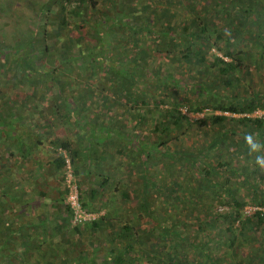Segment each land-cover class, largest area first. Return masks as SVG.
Returning a JSON list of instances; mask_svg holds the SVG:
<instances>
[{
	"label": "trees",
	"instance_id": "trees-1",
	"mask_svg": "<svg viewBox=\"0 0 264 264\" xmlns=\"http://www.w3.org/2000/svg\"><path fill=\"white\" fill-rule=\"evenodd\" d=\"M116 1L44 0L18 35L11 32L21 24L5 31L0 9V264H264V214L241 212L248 203L264 205V118L250 115L264 111L254 80L255 63L264 65V0H137L125 8ZM174 2L181 7L171 10ZM162 55L197 67L166 74ZM152 56L157 64L147 62ZM102 66L103 81L94 82ZM117 94L131 109L154 101L155 139L135 132L141 114L137 123L83 114L95 99L103 114L113 110ZM181 107L206 112L190 121ZM35 113L39 122L30 118ZM53 123L83 130L86 146L70 148ZM198 127L203 146H170ZM46 142L69 151L82 205L104 209L97 219L70 225L65 186L55 197L44 189L47 175L61 181L65 169L61 153L44 159L52 152ZM18 160L29 174L22 188ZM166 161L188 168L196 187L167 171ZM31 182L41 186L36 199ZM221 204L230 207L213 211ZM173 205L180 210L171 212Z\"/></svg>",
	"mask_w": 264,
	"mask_h": 264
},
{
	"label": "rangeland",
	"instance_id": "rangeland-1",
	"mask_svg": "<svg viewBox=\"0 0 264 264\" xmlns=\"http://www.w3.org/2000/svg\"><path fill=\"white\" fill-rule=\"evenodd\" d=\"M42 1H44V0H0V4H2V3L4 4V6L0 7V9L2 10L1 19L3 20V24L2 25H3L4 30L6 31L7 29L12 28L14 22H16V23L19 22L21 24V26L16 31L11 32V34L15 33V35H18L20 30H24L27 27H29L30 22H31V17L33 16V14L36 15V11L35 10L37 8V4L42 2ZM122 1L123 0H117L116 2H122ZM134 1H137V0H125V2H124L125 5H121V6H122V8H125V7H127L126 4H128V2H134ZM33 5H34V7H33ZM172 6H171V10L172 9L175 10L174 8L179 9L181 7L180 3H177V2H174L172 4ZM53 16H54V14H53ZM74 20L75 19H72L71 22H74ZM144 21H145V19H141L140 23H142ZM179 21H181V19H179ZM40 22H41V20H40ZM49 22H51V20ZM160 28H161V25H157V26H155L154 29H155V31H159ZM27 31L29 32L28 29H27ZM140 34H141V36H143V34H146V33L142 32ZM144 36H146V35H144ZM5 37H7V40H11L13 38V36H9L6 32H5ZM34 37H35V39H38V35L34 36ZM47 39H48V37L44 40V42L42 44H44ZM124 44H126V46H127L128 42H124ZM210 51L214 52L215 54H217L219 56L221 55L220 52L216 51L215 48H212ZM154 60H155V57L152 56V58H148L147 59V62L149 61V63H151V62H154ZM159 61L163 62L164 72L166 74L167 73L171 74L172 70H176L177 71V70L181 69L182 71H186V70H190V69L192 70L195 67H197L195 64H192V63H185V62L181 63V62H179L177 60H175V61L170 60L169 58H166L163 55L160 57ZM154 64H157V62L156 63L154 62ZM255 64L257 65V69L256 70L259 71L254 76V80H256L255 89L264 90V83L261 81V80H264V65H262L261 61H258ZM249 68L251 69V68H254V67H253V65H251V66L249 65L248 69ZM147 70H149V72L151 73L153 68H147ZM95 71H97L100 75H96L94 77V82H102L103 79H101V78L103 76V73H102L103 66L102 67H97V69ZM76 73H78V70H74V76H75ZM86 73H87V71L85 70L84 74H86ZM69 75H73V74L72 73H68V76ZM149 78H151V83L155 82V78L153 80L151 75H150ZM247 80H248V78H247ZM103 85H105V83ZM135 86L137 87V85H135ZM72 88L74 90L76 88V85H73ZM105 88L107 89V95L111 96L110 94H111L112 90H114V87L109 85V84H107ZM139 89L141 91H143L142 89H144V88L143 87H139ZM22 91L26 92L27 91V87L22 88ZM149 93L151 95H153L155 93V91L154 90H150ZM220 93H221V96L225 95V92H223V91H219V94ZM116 96L113 95L112 97H110V102L114 106L113 110H107L108 112L103 114V112L105 111L104 107L99 105L100 104L99 99H95V100H93L92 102H90L88 104L89 107L87 106V108H86V110H85V112L83 114L86 117H91V116H94V114L98 113L99 116H100V119L102 121H104V122H106L111 117H114V116H116L118 114H121V115H118V117L120 119H123V117H125V119H128L131 123H137L138 122V114H141L143 116V118L141 120V123L138 126V130H135V132L140 137H141V135L143 136V133L147 134L146 137L148 138V140L155 139L157 134L152 129V124H153V121H154V114L155 113L150 112L151 110H153L154 106H156L154 101L151 98L150 99L147 98L145 100L146 103L144 105L143 104L141 105L139 102H137V106L133 107L131 109V107H130L131 103L126 104V101H125L124 97L121 94H117ZM47 100H49V99L48 98H44V101H47ZM32 102L37 103V102H39V99L38 98H33ZM115 102H116V104H115ZM93 103L94 104L98 103L97 107L93 106ZM79 106L81 107V105H79ZM159 107L160 108H164V105L160 103ZM129 110H131V111L129 112ZM181 111H182V113L186 114L189 117L190 121L194 120V119H196L198 117H201L203 115V113L206 112V111L195 112V113L188 112L183 107H181ZM128 112H129V114H128ZM215 113L216 114H220L221 112L219 110H217V111H215ZM222 114H225L226 116H233L235 118L238 116L237 114H231V113L226 112V111H224ZM30 118L33 121H35V122H39L41 120V116L38 113L31 114ZM64 119H66V118H64ZM68 119L69 120H73L72 118H68ZM54 122H56V121H54ZM226 125H227V127H230L232 125V121L228 122ZM68 127H69V124H67V126H66L65 123H62V124L53 123V125L50 127V130H54L55 129L56 132H55L54 135L57 136L58 138L69 140L70 143H71L70 148L77 149V150L79 148H81V146H82V148H84L86 146L87 141L84 138L80 137L84 133L83 130H79L75 126H72V127H69V128ZM47 131L50 132L49 129ZM208 132H210V129L208 130ZM203 136L204 135L202 134L201 128H199V127L196 128L194 131H190V130L187 129L186 131H184L183 134H180V133L177 134V139L176 140L175 139L170 140L169 144H170L171 147H174V146L179 145V143H181L182 140H185L186 143H189L191 148L197 149V148H199V147L204 145V144H202ZM135 142L138 144V139ZM44 146H46V147H48L50 149L52 148L51 149L52 152L46 153L44 155V159H46V157L57 156V154L59 152H62V150H63L62 148L56 149L55 147H52L47 142L44 143ZM65 151H66V154H67V156H68V158L70 160L69 151L68 150H65ZM74 158H75L74 159L75 162H79L80 161V162L83 163V157L82 156H81V158H77V157H74ZM173 162L166 161L165 165L167 166L166 167L167 171L171 172V168L170 167H173L175 169L176 175H178L180 177L182 176V178L184 179V183L186 185L189 186V184H193L194 180L193 179L191 180L192 175H191V172L188 170V168L179 169L177 164H175ZM18 165H19V168H20L19 175H20V178H21V184H19L20 185L19 188L20 187L22 188L24 185L27 184L29 179H27L26 176L29 175V174H28L27 170L24 168V163L20 164V160H18ZM70 169L72 170L71 162H70ZM149 169L153 170L150 165H149ZM65 173H66V167L64 169V178L61 181L60 180L58 181V179H56L53 175H47L46 178L48 179V184H49L50 188L47 187V188H44V189L48 192L49 196H53V197L57 196V189L61 190L62 189V185H64L65 188H66V185H65ZM72 174H73V172H72ZM9 177L10 176H7V179ZM73 178L75 179V182L77 183V178L75 177L74 174H73ZM134 178H135L134 181L136 182L137 185H140L142 183L141 179L139 180L137 175L134 176ZM10 179H11V177H10ZM161 179L163 180V177ZM36 181L41 184V181H40L39 178H36ZM164 181L167 182V180H164ZM33 182H35V181H33ZM33 182H31L30 185L28 186V188H30L31 191H32L31 193H29V196H31L32 199H36V196L34 195L33 191L41 188V186L38 183H36L34 185V187H32L31 185L33 184ZM193 186L196 187V184H193ZM77 187H78V190H79L80 186H79L78 183H77ZM242 189H243V192L248 190L245 187L242 188ZM237 196L238 197L239 196L243 197V199L245 197V195L242 193V191H241V193H238ZM195 197H196V195L189 196V199L191 201H193V199ZM203 199H204V197H203ZM205 202L206 201L202 202V206L205 204ZM174 203H176V202H173L172 204H174ZM255 205L264 206V205H259V204H251V203L249 204L248 203V204L244 205L241 208V212L242 213L244 212V208L245 207H247V206H255ZM229 207H230V205L227 206V205L221 204V205L215 206L213 211L215 210L218 213L226 212L229 209ZM168 209L171 210V212L180 210V209H177L176 207H174V205L173 206H169ZM250 216H251V214L248 216V215H244V213H243V217H250ZM185 226H186V228H185V232L183 234L187 235L189 238H192L194 236V231L191 229V227L189 225H185ZM201 230H204V227H202Z\"/></svg>",
	"mask_w": 264,
	"mask_h": 264
},
{
	"label": "built area",
	"instance_id": "built-area-1",
	"mask_svg": "<svg viewBox=\"0 0 264 264\" xmlns=\"http://www.w3.org/2000/svg\"><path fill=\"white\" fill-rule=\"evenodd\" d=\"M250 115L252 116H263L264 118V111L261 110H254ZM65 157V185H66V196L65 202L68 204L70 208V224L71 225H80L86 222L93 221L97 219L100 215L104 213L102 208H94L89 210L82 205V202L79 197V190L77 187V183L73 178L72 170L70 169V160L66 154V151L63 149L62 152ZM254 212H259L260 214H264V206H247L244 208V215H250Z\"/></svg>",
	"mask_w": 264,
	"mask_h": 264
},
{
	"label": "clouds",
	"instance_id": "clouds-1",
	"mask_svg": "<svg viewBox=\"0 0 264 264\" xmlns=\"http://www.w3.org/2000/svg\"><path fill=\"white\" fill-rule=\"evenodd\" d=\"M58 149V148H57ZM66 193H67V191H66ZM66 196V195H65ZM64 200H65V198H64ZM72 226H74V225H72Z\"/></svg>",
	"mask_w": 264,
	"mask_h": 264
}]
</instances>
